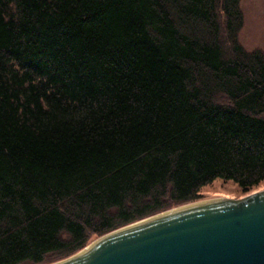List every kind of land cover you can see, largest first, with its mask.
I'll return each instance as SVG.
<instances>
[{"label":"trees","instance_id":"trees-1","mask_svg":"<svg viewBox=\"0 0 264 264\" xmlns=\"http://www.w3.org/2000/svg\"><path fill=\"white\" fill-rule=\"evenodd\" d=\"M241 0H0V264H41L264 182V53Z\"/></svg>","mask_w":264,"mask_h":264},{"label":"water","instance_id":"water-1","mask_svg":"<svg viewBox=\"0 0 264 264\" xmlns=\"http://www.w3.org/2000/svg\"><path fill=\"white\" fill-rule=\"evenodd\" d=\"M53 264H264V188L152 215Z\"/></svg>","mask_w":264,"mask_h":264},{"label":"rangeland","instance_id":"rangeland-1","mask_svg":"<svg viewBox=\"0 0 264 264\" xmlns=\"http://www.w3.org/2000/svg\"><path fill=\"white\" fill-rule=\"evenodd\" d=\"M240 5L244 14V24L239 32V41L246 50H261L264 53V0H241ZM262 188H264V182L251 189L243 190L233 181L216 179L200 189L198 199L187 203L173 205L172 207L164 211H168L192 202L236 197ZM97 236L98 235L92 234L87 244ZM80 250L67 257H63L57 254L48 256L41 264H53L75 255Z\"/></svg>","mask_w":264,"mask_h":264}]
</instances>
